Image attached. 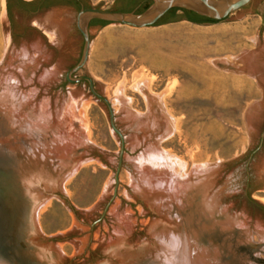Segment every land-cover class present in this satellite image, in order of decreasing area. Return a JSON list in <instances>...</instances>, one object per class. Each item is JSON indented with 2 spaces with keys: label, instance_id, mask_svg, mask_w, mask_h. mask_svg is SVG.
Returning <instances> with one entry per match:
<instances>
[{
  "label": "rangeland",
  "instance_id": "obj_1",
  "mask_svg": "<svg viewBox=\"0 0 264 264\" xmlns=\"http://www.w3.org/2000/svg\"><path fill=\"white\" fill-rule=\"evenodd\" d=\"M19 1L0 0V198L16 187L6 163L61 179V197L36 216L53 243L47 264L264 261L255 244L264 148L254 153L264 133V0L216 23L90 27V57L73 78L90 76L113 106L126 142L119 186L122 139L109 106L87 81L67 79L85 49L78 12L34 13L42 0ZM208 200L219 202L222 213L206 216L222 229L202 237L193 217Z\"/></svg>",
  "mask_w": 264,
  "mask_h": 264
},
{
  "label": "water",
  "instance_id": "obj_2",
  "mask_svg": "<svg viewBox=\"0 0 264 264\" xmlns=\"http://www.w3.org/2000/svg\"><path fill=\"white\" fill-rule=\"evenodd\" d=\"M251 1L252 0H153L152 5L141 13L121 12L93 7L83 8L79 12L77 16V25L84 35L85 49L81 61L68 72L67 79L72 83L87 81L94 95L106 102L109 106L111 124L122 139L120 163L116 173L117 186H119L120 183V175L124 164L126 142L123 133L116 126L113 106L105 96L96 90L95 82L90 76L73 78V75L86 66L90 57L92 38L89 32V24L91 20L101 19L109 24L118 23L135 28H145L173 19L174 17L171 16L161 21L169 11L180 8L196 12L215 21H222L234 12L247 6ZM114 7H117V3ZM177 15L176 19L186 20L183 18L182 11L177 12ZM6 166L12 175L10 177L11 180L16 183V187L9 190L5 196L2 195L0 198V264H47V258L51 256V251L47 249V247L51 248L53 243L50 238H45L39 234L36 227V216L40 206L48 199L52 197H61V179L52 176L46 179H43V177L38 178L34 171L25 174L22 169H20L19 172L16 167L13 168L9 163H6ZM74 167L75 166L69 171H73ZM218 168L219 167L215 170L211 169V172L204 174V176L212 178ZM203 190L207 191V189ZM6 195L10 197H6ZM7 198L11 199V205H9ZM218 204L219 202L214 203L213 201L211 202V200L200 204L201 209L196 211L193 217L195 225H197L198 235L202 237H213L222 229L221 226L216 222H211L206 216V214L212 216L222 213V209ZM107 212L108 207L104 216ZM19 218H21L20 223ZM161 224L160 221L155 223L152 229ZM261 237H263L262 242L255 244L258 246V249L263 251L264 235L262 234ZM35 241L39 244H35ZM246 242L252 243L254 241L249 237L246 239ZM262 261L263 260L258 255L252 254L247 257L245 263L259 264V262ZM121 264L131 263L122 262Z\"/></svg>",
  "mask_w": 264,
  "mask_h": 264
},
{
  "label": "flooded vegetation",
  "instance_id": "obj_3",
  "mask_svg": "<svg viewBox=\"0 0 264 264\" xmlns=\"http://www.w3.org/2000/svg\"><path fill=\"white\" fill-rule=\"evenodd\" d=\"M51 1L52 0L39 1V3H37L38 4L37 9L34 11V13H39L41 11L48 9V8L58 6V5H64V6L70 7L72 9H74L75 11H77L78 14L83 8H88L87 5L83 2V0H56V2H51ZM116 3H117V7L114 9V11L141 13L152 5L153 0H116ZM20 4H22V3H20ZM30 4H32V3H30ZM30 4H28V5H30ZM33 4H35V3H33ZM24 5H27V4H24ZM182 12H183V17L189 16V17H195L198 19H209L205 16H202V15H200L196 12L190 11V10H186V11H182ZM171 16L176 17L178 15H177V13H174L173 10H171L162 18L161 21H163L166 18L171 17ZM104 22L105 21H103L101 19H93V20H91V22L89 24V29L93 25H101V26L105 27L109 24L108 22H107L108 24H104ZM263 148H264V136L261 139V143H260L259 147L254 151V153H256L258 150H261Z\"/></svg>",
  "mask_w": 264,
  "mask_h": 264
},
{
  "label": "trees",
  "instance_id": "obj_4",
  "mask_svg": "<svg viewBox=\"0 0 264 264\" xmlns=\"http://www.w3.org/2000/svg\"><path fill=\"white\" fill-rule=\"evenodd\" d=\"M20 3H24V4H30V3H34V2H26V1H24V0H21V1H19ZM173 10V12L174 13H177V12H179V11H186V10H184V9H180V8H175V9H172ZM177 18V16L176 17H174L173 19H171V20H169V21H167V22H172L173 20H175ZM184 19H186V20H189V21H191V22H194V23H197V24H204V23H216V22H218V21H215V20H212V19H198V18H195V17H183ZM104 24H108L107 22H104Z\"/></svg>",
  "mask_w": 264,
  "mask_h": 264
},
{
  "label": "bare ground",
  "instance_id": "obj_5",
  "mask_svg": "<svg viewBox=\"0 0 264 264\" xmlns=\"http://www.w3.org/2000/svg\"><path fill=\"white\" fill-rule=\"evenodd\" d=\"M12 80H13V79H12ZM15 80H16V79H15ZM15 80H13V81H15ZM15 84H17V83L15 82ZM141 91H142V90H141ZM148 95H149V94H148ZM145 97H146V96H145ZM84 130H85V128H84ZM86 132H87V131H86ZM210 170H211V169H210ZM34 186H36V185H34ZM35 188H37V187H35ZM37 189H38V188H37ZM45 203H46V202H45ZM42 205H44V204H42ZM42 205H41V206H42ZM41 206H40V207H41ZM44 208H45V207L43 206V207L41 208V210H43ZM39 209H40V208H39ZM39 209H38V210H39ZM39 213H40V212H39Z\"/></svg>",
  "mask_w": 264,
  "mask_h": 264
}]
</instances>
